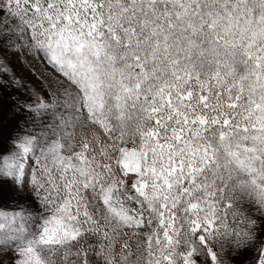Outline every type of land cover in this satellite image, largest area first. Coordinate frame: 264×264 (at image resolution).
Instances as JSON below:
<instances>
[{"label":"snow or ice","instance_id":"6c2138e0","mask_svg":"<svg viewBox=\"0 0 264 264\" xmlns=\"http://www.w3.org/2000/svg\"><path fill=\"white\" fill-rule=\"evenodd\" d=\"M0 53V264H264V0H0Z\"/></svg>","mask_w":264,"mask_h":264},{"label":"rangeland","instance_id":"374dc122","mask_svg":"<svg viewBox=\"0 0 264 264\" xmlns=\"http://www.w3.org/2000/svg\"><path fill=\"white\" fill-rule=\"evenodd\" d=\"M0 55L5 57L15 77L24 83L25 88L41 87L42 81L38 79V77L44 71L43 66L30 60L22 62L20 58L11 53H0ZM3 79L7 81L10 78L9 76H4ZM16 94H19V92L15 87L8 88L0 85V98H2L4 104V110L0 119H2L3 126L7 130L12 129L15 123V114L11 111V108L8 107L10 104L8 97Z\"/></svg>","mask_w":264,"mask_h":264}]
</instances>
